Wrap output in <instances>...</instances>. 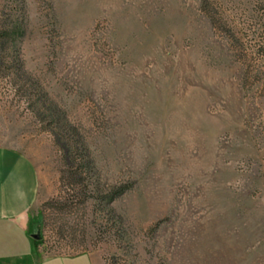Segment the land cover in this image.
Instances as JSON below:
<instances>
[{"label": "rangeland", "instance_id": "374dc122", "mask_svg": "<svg viewBox=\"0 0 264 264\" xmlns=\"http://www.w3.org/2000/svg\"><path fill=\"white\" fill-rule=\"evenodd\" d=\"M0 150L44 256L264 264V0H0Z\"/></svg>", "mask_w": 264, "mask_h": 264}, {"label": "crops", "instance_id": "0c3cea01", "mask_svg": "<svg viewBox=\"0 0 264 264\" xmlns=\"http://www.w3.org/2000/svg\"><path fill=\"white\" fill-rule=\"evenodd\" d=\"M35 196L32 162L19 152L0 150V264H96L85 251L44 256L28 215Z\"/></svg>", "mask_w": 264, "mask_h": 264}, {"label": "water", "instance_id": "95a60500", "mask_svg": "<svg viewBox=\"0 0 264 264\" xmlns=\"http://www.w3.org/2000/svg\"><path fill=\"white\" fill-rule=\"evenodd\" d=\"M33 237H34L35 239H39V235H38L37 233H34Z\"/></svg>", "mask_w": 264, "mask_h": 264}]
</instances>
